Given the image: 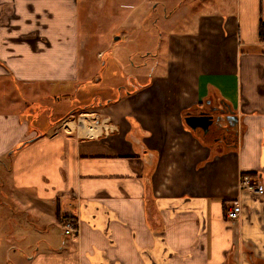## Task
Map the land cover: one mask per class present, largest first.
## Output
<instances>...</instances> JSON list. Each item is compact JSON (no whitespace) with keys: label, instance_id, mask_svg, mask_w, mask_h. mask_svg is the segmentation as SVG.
Listing matches in <instances>:
<instances>
[{"label":"crops","instance_id":"1","mask_svg":"<svg viewBox=\"0 0 264 264\" xmlns=\"http://www.w3.org/2000/svg\"><path fill=\"white\" fill-rule=\"evenodd\" d=\"M130 2L166 8L164 71L44 122L37 102L89 85L107 33L88 28L90 0H0V264H264V194L239 187L264 182V0ZM222 103L232 136L185 124Z\"/></svg>","mask_w":264,"mask_h":264},{"label":"rangeland","instance_id":"2","mask_svg":"<svg viewBox=\"0 0 264 264\" xmlns=\"http://www.w3.org/2000/svg\"><path fill=\"white\" fill-rule=\"evenodd\" d=\"M127 1L107 0L109 3L107 10L106 7H102L103 0H90L92 25L88 28L94 35L99 33L104 36L105 31L107 33V38L104 39L106 43L98 47L91 46L93 49L88 54L94 68H97L94 73L95 79L93 78L85 88H75L79 92L73 96L67 95V99L62 100L59 105L42 100L38 101V105L48 103L42 111L39 110L44 122H46V118H54L53 121L57 120L60 117L57 114L62 115V111L69 113L86 104L90 106L99 105L102 101L115 99L119 93L132 91L139 84L146 82L149 77L164 71L165 65L162 66V63H165L168 31L162 29V17L166 8L159 4L157 7L147 9V5L137 7L135 2L127 3ZM177 1L175 0V2ZM106 11L108 13L105 18ZM128 14L134 16L133 22H130L129 25H120V22ZM89 21L86 22V26ZM181 27H183L181 23H176L173 29H180ZM99 47L103 51L101 56H98L96 52ZM77 116L79 117V115ZM80 116L82 117V115ZM85 117L89 119L91 116ZM36 127L42 129L39 124ZM63 196L64 194H61L59 198ZM60 217L59 224L63 235L65 237L77 235L78 225L73 215L69 212H63ZM65 220L70 221L74 228L71 227L68 230L67 227H64Z\"/></svg>","mask_w":264,"mask_h":264},{"label":"water","instance_id":"3","mask_svg":"<svg viewBox=\"0 0 264 264\" xmlns=\"http://www.w3.org/2000/svg\"><path fill=\"white\" fill-rule=\"evenodd\" d=\"M222 108H227V111H221L224 115H218L213 116L209 114L207 111L202 110L198 115H191L187 114L184 116L185 124L192 130L195 131L196 129H201L202 134L204 136H207L211 133V131H214L213 128H211L213 125L217 126V133H224L228 135H233L234 129L237 126L238 123V117L236 114L233 113L231 109H229L228 105L220 104ZM222 125H226V127H222ZM221 140V138H219Z\"/></svg>","mask_w":264,"mask_h":264},{"label":"built area","instance_id":"4","mask_svg":"<svg viewBox=\"0 0 264 264\" xmlns=\"http://www.w3.org/2000/svg\"><path fill=\"white\" fill-rule=\"evenodd\" d=\"M239 187L241 191L244 192H250L256 195H263L264 194V182H261L257 176H252L250 174H243L241 175ZM239 210L237 208L233 207V204L230 205L226 209V217L228 219H235L239 216ZM64 227H67L69 230L71 227H73L72 223L70 221L65 220ZM67 230V232H68ZM77 232V230H76Z\"/></svg>","mask_w":264,"mask_h":264},{"label":"flooded vegetation","instance_id":"5","mask_svg":"<svg viewBox=\"0 0 264 264\" xmlns=\"http://www.w3.org/2000/svg\"><path fill=\"white\" fill-rule=\"evenodd\" d=\"M202 110L207 111L209 114H211V115H213L215 117V116H218V115H224L223 113H221V111H227L228 109L227 108H222L221 105H211L210 104V105H206L203 109L197 110L198 111L197 114H199L200 111H202ZM197 114L194 113V115H197ZM222 127H226V125H222ZM211 128H213L214 131H217V129H218L216 125L215 126L213 125ZM196 130L201 131V129H199V128L196 129ZM217 134H218V137L217 138H225V136H226V134H224L222 132L217 133ZM230 136H232V134ZM252 176H257V175H252ZM257 177L259 178V176H257Z\"/></svg>","mask_w":264,"mask_h":264},{"label":"trees","instance_id":"6","mask_svg":"<svg viewBox=\"0 0 264 264\" xmlns=\"http://www.w3.org/2000/svg\"><path fill=\"white\" fill-rule=\"evenodd\" d=\"M261 39H264V25H261ZM128 93H130V91H128L127 93H119V96L117 97V98H115V99H110V100H108V105L110 104V103H114V102H116V101H118L121 97H122V95H125V94H128ZM228 104V103H227ZM88 108V106H83V107H79V109H77V110H72L71 112H69L70 114L71 113H77V112H79V111H81V110H84V109H87ZM26 143V142H25ZM243 174H251V175H254L253 173H250V172H248V173H242L241 175H243Z\"/></svg>","mask_w":264,"mask_h":264}]
</instances>
